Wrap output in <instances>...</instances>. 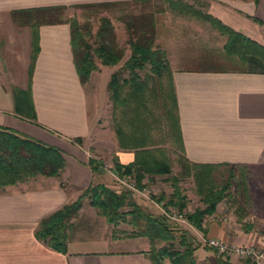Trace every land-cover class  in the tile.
<instances>
[{
    "label": "crops",
    "instance_id": "crops-1",
    "mask_svg": "<svg viewBox=\"0 0 264 264\" xmlns=\"http://www.w3.org/2000/svg\"><path fill=\"white\" fill-rule=\"evenodd\" d=\"M132 1L135 0H0V129L54 146L65 160L59 175H38L0 189V264H152L148 237L108 234L106 226L111 224L83 204L67 228L65 252L35 237L41 219L72 202L87 186L107 175L102 168L107 167L106 163L97 173L88 166L89 157L99 158L90 148L99 154L116 156L121 164L131 163L135 158L134 149L119 145L114 127L104 126L103 133L99 128L105 105L96 87L107 89L109 78L119 65L100 62L82 83L73 60L69 24L73 17L77 21L99 22L103 15H92L94 10L117 9V5ZM172 1L193 4L264 45V0ZM143 5L145 12L153 8L155 25L159 22L158 28L165 32L155 37L175 38L174 31L178 29L172 21L186 16L173 9L169 0H145ZM28 9L36 16L31 14L30 19L39 23V51L30 77L31 28L18 23L25 16L19 11ZM68 9L90 11L85 19H80L67 13ZM109 15L106 17L111 22L118 20L116 15L112 14L116 18ZM193 19L195 32L222 39L223 51L226 37L209 22ZM129 52V48L124 50L122 63ZM105 69H109L107 76L103 74ZM171 70L182 138L180 156L191 165L219 169H224L225 164L246 166L247 187L253 201L250 216L242 220L237 218L235 208L225 213L224 202H219L215 211L205 216L204 231L193 226L197 240L212 237L244 245L264 242V232H254L257 228L264 229V73L177 65ZM28 81H31L34 121L16 109L12 90L13 87L26 90ZM103 134H110L109 140ZM76 137L82 138L81 144L72 141ZM107 172L118 181L127 178L114 173L113 160ZM178 216L183 218L181 214ZM232 216L236 218L234 222ZM242 223L252 224L250 230L244 232ZM89 226L92 229L102 226L101 236L89 234Z\"/></svg>",
    "mask_w": 264,
    "mask_h": 264
},
{
    "label": "trees",
    "instance_id": "trees-1",
    "mask_svg": "<svg viewBox=\"0 0 264 264\" xmlns=\"http://www.w3.org/2000/svg\"><path fill=\"white\" fill-rule=\"evenodd\" d=\"M144 1L135 0L131 3H125L127 10L129 9L131 13H123L117 16L118 20L124 22L126 31L131 36L128 39L130 54L120 68L112 72L107 84L110 98L113 101L115 113L113 124L119 145L135 150V158L128 164H121L116 156L113 157V170L117 176L132 177L135 180L136 188L139 190L145 187L143 179L146 175H168L171 173L169 162L156 157L155 148L149 147L155 145V137L151 133L157 116L162 117L165 123L168 141L178 151H182L172 70L164 51L153 47L155 18L151 11L153 8L149 12H145ZM169 5L176 9L179 14L190 15L209 22L221 35L225 36L223 52L229 60L240 64L239 71L264 73L263 44L223 24L219 19L195 8L193 4L169 0ZM138 7L140 8L139 13H135ZM57 9L59 8L57 7ZM32 12L30 9L19 11L25 16L22 22H18L19 24H27L31 28L29 77L39 51V23L30 19L31 14L36 17ZM14 14L16 11L13 12ZM78 22L74 17L69 21L71 45L76 71L81 82L85 83L90 73L97 69L93 60L94 55L100 59L102 64L113 66L120 61L124 51L117 48L113 23L108 17L102 16L100 18V25L94 34L95 43H97L95 47L87 42ZM133 34L136 36L132 37ZM146 67H148V71L141 75L140 71ZM124 72H127L129 76L123 77L122 73ZM30 82H27L26 90L15 87L12 90L16 109L21 115H25L34 121L35 112L29 92ZM151 83L152 86H150ZM155 108L160 110L159 115L155 114ZM148 117H151V120ZM72 141L81 144L82 138L76 137ZM187 162L181 156L180 163L183 169L189 170L190 166L199 168L195 173L199 174L197 179L202 182L199 195L204 207H197L192 212L184 211L186 202L184 196L178 192L176 184L178 177L175 176L170 177L173 186H175V191H173V199L168 202L177 207L178 214H181L189 224L200 231H204L202 223L205 216L211 215L215 211L216 205L228 197L235 205L238 219L242 220L250 216L253 201L248 192V169L246 166L239 164L223 165L225 169L223 173H226L224 182L219 187H215L211 177L207 176L209 173L202 172V169L212 171V168L215 167L191 165ZM88 166L93 173H97L101 170L102 162L94 157H89ZM64 167L65 160L58 148L12 130L0 129V189H4L7 185L30 180L38 175H59ZM232 187L234 190L231 192ZM129 196L130 191L128 190L117 192L103 184L91 183L75 200L41 219L37 229H35V237L48 246L65 252L67 228L71 219L77 215L81 208L83 198L86 197L89 204L108 223L117 225L120 222H127L132 227L130 236L148 237L150 240L148 256L152 264H166V260H168V264H197L194 257V251L197 247L188 242L186 233H180L178 240L183 249L175 247L172 243L174 240L172 230L174 229L168 225L166 215H152L144 212L137 203L127 201ZM125 204L129 205L130 209L123 210ZM163 206L166 207V205ZM242 225L247 231L252 226V224L245 223ZM156 240L170 243L155 247Z\"/></svg>",
    "mask_w": 264,
    "mask_h": 264
},
{
    "label": "rangeland",
    "instance_id": "rangeland-1",
    "mask_svg": "<svg viewBox=\"0 0 264 264\" xmlns=\"http://www.w3.org/2000/svg\"><path fill=\"white\" fill-rule=\"evenodd\" d=\"M186 1H195V0H186ZM121 7H124L121 9ZM117 9H104L101 12H96L94 10V13H91L94 16H100L101 14L103 16L109 15L110 17H115L112 14L116 15H122L123 13H129L130 11L127 10V7L125 4H120L115 7ZM139 7L136 9L135 13H139ZM90 10L85 9H68L67 13L73 14L75 17H79L80 19L86 18V13ZM141 11V10H140ZM93 12V11H91ZM133 12V11H132ZM99 13V14H98ZM131 13V12H130ZM91 15V16H92ZM186 17L184 18H177L173 19L172 25L175 26L178 30L174 31L175 38L171 39H160L158 38L159 35L162 33H165L162 31V28H158V24L155 25V31L154 33L158 35V37H154V48H160L164 51L166 60L168 61L169 67L177 65L178 67L187 68V67H195V66H204L209 68H225V69H238L240 67V64H238L235 61L225 59V54L220 49V44L222 43V39L218 38L216 36L215 38H208L205 36L202 32H195V20L190 15L184 14ZM90 16H88L89 18ZM115 17V18H116ZM81 25V30L85 34V39L87 42L92 45V47L97 46V43H95V37L94 34L100 25L98 21H79L78 22ZM113 23V31L115 32L116 37V43L117 48L121 50H125L126 48H129L128 45V39L131 37L129 36V33L126 31V27L124 22L120 20H115ZM166 22H161L160 24H165ZM199 23V22H198ZM197 23V24H198ZM157 27V28H156ZM10 30H12L10 28ZM196 34V35H195ZM199 34L200 36H197ZM93 36V37H90ZM136 36L135 34L132 35V37ZM169 43L168 45H173L176 52H172V49L169 48V46H166V43ZM177 45V46H176ZM163 48H166L168 50V53L165 52ZM130 50V48H129ZM170 52V53H169ZM130 54V52H129ZM124 56V53H123ZM120 59V61L117 63L119 66L116 68L118 70L120 66L123 64L122 61L124 57ZM93 60L95 64H99L101 61L98 57L95 55L93 56ZM116 64V65H117ZM115 70V71H116ZM148 71V67L140 71L141 75H144L145 72ZM109 73V69H105L103 74L107 76ZM123 77H128V73L124 72L122 73ZM101 81H98L100 83ZM121 82V81H119ZM96 86V85H95ZM152 86V83L150 84ZM103 88V86H101ZM100 95L98 96L100 99L102 98V101L105 105L103 111V116L101 117L99 128H109L111 129L114 127L113 124V116H115V113L113 111V101L110 98V92L108 89H98V86L96 87ZM151 101V100H150ZM155 114L159 115L160 110L155 108ZM149 120H151V117H148ZM99 134V133H98ZM111 134V132H110ZM110 134H103L104 139L109 140ZM153 137H155V145H151L149 147H154L156 150V157L163 161H168L171 166V173L168 175L165 174H158V175H149L148 177H145L146 179L144 181L145 187L142 190H139L136 188L135 180L132 177H127L126 180L123 182H120L116 180V178L107 172V168L111 165V162L113 160V157L108 156L106 153L99 154L96 152L93 148H90L91 153L98 154L99 160H101L102 165L104 163L107 164V167L102 166L104 168V173L107 174L106 176H103L102 179H98L93 184H103L106 187H109L110 189H113L117 192L128 190L130 191V196L127 199V201H133L137 203L141 209L146 212L150 213L152 215H166L168 219V225L171 226L173 231L174 240L172 243L175 247L179 249H183V247L178 243L179 235L180 233H186V237L188 239V242H191L193 246H196L197 250L196 253L194 251V257L197 264H227L224 263L225 261L222 259L221 255L215 251L214 249L208 247L204 244V239H207L209 237H205L203 240H197L196 238V231L195 228L189 224L185 219L178 216V209L175 205L170 204L168 201L170 199H173V191H175V186H173L171 176L178 177L177 179V187L178 192L180 195L184 196L185 202H186V212H192L197 207H204V204L201 201V196L199 195V191L201 189L202 182L197 179V176L199 174H196L198 167L190 166L189 170H185L181 168L180 163V153L178 152L177 148L168 141L166 138V126L164 121L162 120V117L157 116L156 122L154 124ZM225 169L221 170L218 169V167L212 168V171L202 169V172L209 173L207 176L211 177V181L214 182L215 187H219L225 179V174L223 173ZM201 171V170H199ZM214 173V174H213ZM221 173L220 175H218ZM223 173V174H222ZM143 179V180H144ZM233 187L231 188V192L233 191ZM83 191V190H82ZM82 193V192H81ZM80 193V194H81ZM161 199V201H159ZM224 202V210L225 213L228 211H233L234 204L230 197L225 198L222 200ZM82 204L86 209H94L97 213L99 212L93 208L89 204V200L85 197L82 200ZM163 205H166L163 206ZM229 207V208H228ZM84 208V209H85ZM130 209V206L125 204L123 207V210ZM166 212V213H165ZM102 216V215H101ZM228 216V215H226ZM231 216V214H230ZM103 217V216H102ZM232 222L235 221V217L232 216ZM238 227L237 225H235ZM102 227V226H101ZM101 227H94V229L89 226V234L96 235L98 237L101 236L102 228ZM108 234H113V236L121 235V236H130L132 233V227L127 222H120L117 225L106 226ZM244 230V228H243ZM247 230H244L246 232ZM263 233L264 229L257 228L255 231ZM96 233V234H95ZM170 242H165L161 240L155 241V247H159L162 245H168ZM251 245V244H246ZM207 253H210L208 256ZM214 257V258H212ZM166 264H168V260L165 261ZM230 264V263H229Z\"/></svg>",
    "mask_w": 264,
    "mask_h": 264
},
{
    "label": "built area",
    "instance_id": "built-area-1",
    "mask_svg": "<svg viewBox=\"0 0 264 264\" xmlns=\"http://www.w3.org/2000/svg\"><path fill=\"white\" fill-rule=\"evenodd\" d=\"M124 178L119 181L123 182ZM204 244L217 251L222 259L231 264H264V242L259 244H229L226 241L209 237Z\"/></svg>",
    "mask_w": 264,
    "mask_h": 264
}]
</instances>
